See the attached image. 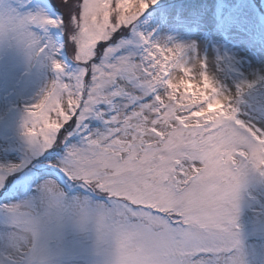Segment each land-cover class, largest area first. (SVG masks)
<instances>
[{
  "label": "snow or ice",
  "instance_id": "1",
  "mask_svg": "<svg viewBox=\"0 0 264 264\" xmlns=\"http://www.w3.org/2000/svg\"><path fill=\"white\" fill-rule=\"evenodd\" d=\"M178 23L0 0V264H264V58Z\"/></svg>",
  "mask_w": 264,
  "mask_h": 264
},
{
  "label": "rangeland",
  "instance_id": "2",
  "mask_svg": "<svg viewBox=\"0 0 264 264\" xmlns=\"http://www.w3.org/2000/svg\"><path fill=\"white\" fill-rule=\"evenodd\" d=\"M162 4L178 18L179 38L197 40L209 55L228 52L253 63L264 58V0H162ZM233 20L241 21V26L229 28ZM41 83L37 72L28 91Z\"/></svg>",
  "mask_w": 264,
  "mask_h": 264
}]
</instances>
